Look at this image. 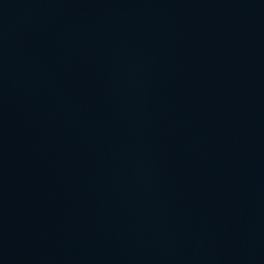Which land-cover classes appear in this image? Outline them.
<instances>
[{"label": "water", "instance_id": "obj_1", "mask_svg": "<svg viewBox=\"0 0 264 264\" xmlns=\"http://www.w3.org/2000/svg\"><path fill=\"white\" fill-rule=\"evenodd\" d=\"M0 264H264V0H0Z\"/></svg>", "mask_w": 264, "mask_h": 264}]
</instances>
